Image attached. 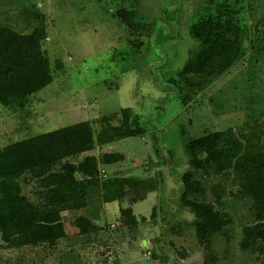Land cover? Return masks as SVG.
<instances>
[{"label":"rangeland","instance_id":"374dc122","mask_svg":"<svg viewBox=\"0 0 264 264\" xmlns=\"http://www.w3.org/2000/svg\"><path fill=\"white\" fill-rule=\"evenodd\" d=\"M225 5L238 10L245 52L228 71L192 93L177 74L197 47L188 27ZM119 7L135 9L139 30L130 31L119 20ZM25 14L43 16L41 44L52 80L22 109L0 104V146L82 120L96 131L99 118L129 107L145 132L96 146L92 153L124 154L100 166V175L151 178L161 171L163 183L136 202L128 196L101 202L93 195L84 209L63 213L64 239L51 247L0 248V264H205L206 248L188 223L192 215L178 202L180 177L193 171L184 144L228 127L239 136L253 119L264 122V0H0V21L21 33L38 22H25ZM184 88L190 94L186 102ZM205 179L222 189L221 209L230 220L224 233L211 239L216 259L208 264H258L238 247L241 227L253 221L251 202L235 195L239 187L230 178ZM32 188L31 182L23 184L26 193ZM128 207L146 220L125 224L120 215ZM80 214L97 229L78 234L72 220Z\"/></svg>","mask_w":264,"mask_h":264},{"label":"trees","instance_id":"16d2710c","mask_svg":"<svg viewBox=\"0 0 264 264\" xmlns=\"http://www.w3.org/2000/svg\"><path fill=\"white\" fill-rule=\"evenodd\" d=\"M237 13V9L225 5L216 14L203 15L189 25L188 32L197 47L177 74L192 93L228 71L243 56L246 31ZM115 14L130 31L142 26L134 20V8L119 7ZM24 16L27 23L38 19L29 33L0 21V104L11 110L22 109L32 93L52 80L49 59L41 44L46 36L43 16ZM176 87L179 90V85ZM187 91L182 95L179 92L184 102L190 97ZM255 119L239 136L228 127L205 132L184 144L186 163L193 171L180 177L178 202L192 215L188 223L197 242L206 248L205 264L216 259L211 239L223 234L230 221L221 209L222 189L205 179L212 176L230 178L239 187L235 195L251 202L253 221L241 227L238 247L254 255L258 264H264V122ZM96 123V131L91 122L82 120L0 146V248L51 247L67 236L63 213L84 209L93 195L101 202L123 196L136 202L161 186L159 172L151 178H102L100 166L112 165L124 154L91 152L96 146L143 134L145 128L138 114L123 107ZM29 182L33 188L26 193L23 184ZM209 195L213 200L208 199ZM154 211L155 206L151 217ZM120 216L125 224L133 226L146 220L144 216L136 218L131 207L122 209ZM72 223L82 235L97 229L83 214L75 216Z\"/></svg>","mask_w":264,"mask_h":264},{"label":"flooded vegetation","instance_id":"af4514ba","mask_svg":"<svg viewBox=\"0 0 264 264\" xmlns=\"http://www.w3.org/2000/svg\"><path fill=\"white\" fill-rule=\"evenodd\" d=\"M135 113V112H134ZM159 173L161 174V171H159Z\"/></svg>","mask_w":264,"mask_h":264}]
</instances>
